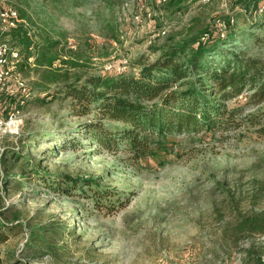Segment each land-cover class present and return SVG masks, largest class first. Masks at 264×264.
<instances>
[{
  "label": "rangeland",
  "instance_id": "obj_1",
  "mask_svg": "<svg viewBox=\"0 0 264 264\" xmlns=\"http://www.w3.org/2000/svg\"><path fill=\"white\" fill-rule=\"evenodd\" d=\"M0 2L22 15L34 41H58L67 61L45 68L58 74L55 83L42 78L44 68L31 65L32 55L30 66L20 69L25 51L0 27V44L19 52L12 74L30 92L20 100L12 80L0 90V222L7 234L0 264H242L251 244L264 254V233L237 227L256 214L264 221V136L246 126L225 137L169 136L154 147L155 155L133 162L122 151L94 153L78 135L79 124L92 116H74L67 100L31 101L53 93L67 77L84 78L109 66L136 72L133 63L153 60L166 40L212 31L216 19L232 11L222 0H147L139 20L134 14L143 0ZM233 12L237 25L245 26L240 8ZM251 48L264 54V45ZM74 138L71 147L67 142ZM26 149L35 150L41 174L58 181L90 178L93 188L111 190L109 201L120 203L99 209L84 195L54 193L36 175L3 168V160ZM59 224L74 233L55 229ZM41 236L55 255L41 247Z\"/></svg>",
  "mask_w": 264,
  "mask_h": 264
},
{
  "label": "trees",
  "instance_id": "obj_2",
  "mask_svg": "<svg viewBox=\"0 0 264 264\" xmlns=\"http://www.w3.org/2000/svg\"><path fill=\"white\" fill-rule=\"evenodd\" d=\"M259 3L260 0H227L226 10L232 11L219 16L212 31L189 32L181 38L166 40L153 60L133 63L138 67L136 72L110 68L84 78L67 77L53 93L46 92L31 101L43 104L54 99L67 100L68 110L74 116H92L79 124L83 130L78 135L94 146V153L122 151L133 162L155 155L154 147L169 136L206 133L225 137L242 126L264 136V54L251 50V44L264 45V11H259ZM235 6L241 10L245 26L239 27L235 22ZM27 26L18 13L17 26L8 30L13 45L25 51L19 68L30 66L28 58L32 55L31 65L44 68L42 78L49 83L57 82L58 74L45 68L56 61L67 62L60 58L59 42L48 38L34 41ZM204 34L207 36L200 39ZM38 89L43 92L48 88L38 86ZM21 99L26 100L20 95ZM76 142L74 138L67 143L74 147ZM24 151L25 154L13 152L9 162L3 160V168H18L22 176L36 175L54 193L84 195L99 209H112L120 203V199L109 201L115 195L111 190L93 188L90 178L66 176L58 181L52 179V174H41V164L32 155L35 150ZM83 187L89 189L87 194ZM260 223L264 221L256 214L239 222L237 227L264 233ZM2 227L4 224L0 222V242L7 239ZM55 229L74 233L67 224H59ZM38 240L44 241L41 247L48 248L50 255L57 253L43 236ZM245 251L242 264H264V254L257 253L254 245Z\"/></svg>",
  "mask_w": 264,
  "mask_h": 264
},
{
  "label": "built area",
  "instance_id": "obj_3",
  "mask_svg": "<svg viewBox=\"0 0 264 264\" xmlns=\"http://www.w3.org/2000/svg\"><path fill=\"white\" fill-rule=\"evenodd\" d=\"M147 0H143L138 8L139 11L134 14V19H140V10L144 7V2ZM166 0H156V2H164ZM207 1V0H202ZM223 6H227V0H222ZM227 11V10H226ZM259 11H264V0H260L259 3ZM18 24V13L14 8L5 6L0 2V27L5 30H10L13 27H16ZM218 24L223 27L224 24L222 22H218ZM164 33V31H162ZM207 34H204L200 37V39H204ZM19 59V52L17 48L11 47L5 44H0V90H2L9 80H12L15 83L16 88L23 96L26 98L29 95V90H27L26 85L18 76L13 75V68L16 61ZM111 66L106 67V70H109ZM12 93L16 90L12 89Z\"/></svg>",
  "mask_w": 264,
  "mask_h": 264
}]
</instances>
